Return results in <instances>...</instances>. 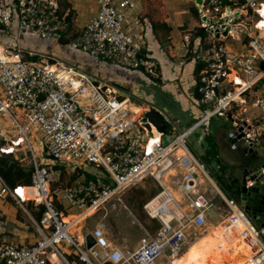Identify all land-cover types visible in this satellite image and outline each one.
I'll return each instance as SVG.
<instances>
[{"label":"built area","instance_id":"2783aa9c","mask_svg":"<svg viewBox=\"0 0 264 264\" xmlns=\"http://www.w3.org/2000/svg\"><path fill=\"white\" fill-rule=\"evenodd\" d=\"M115 1L99 0L98 15L77 41L66 46L91 60L154 74L155 64L125 31L135 2L121 0L117 6ZM201 5L202 16L227 21L229 26L235 23L234 12L238 9L252 11L259 21L240 49L214 37L197 40L195 58L204 65L197 88L203 117L187 129L171 122L168 134L172 140L166 143L164 134L150 124L159 134V140L154 139L143 121L145 112L138 116L129 98L120 99L95 75L77 65L50 60L41 64V60L31 59L42 57L41 50L24 49L20 37L29 39L27 43H60L62 35L70 36V21L61 12L60 0L0 3V31L13 23L17 26L16 42L6 41L5 46H0V156L26 149L34 169L31 185L16 189L0 176V197H11L23 208L29 201L46 207L36 243L0 239V264H157L168 252L173 257L181 255L188 230L205 226L208 212L202 196H192L197 187L193 166L198 165V159L186 139L200 127L209 129L214 117L228 121L233 118L234 124L243 128L245 143L264 149V96L248 93L264 79V0H203ZM225 24L214 26L212 22L206 27L215 30ZM134 124L145 132L140 145L129 136ZM32 135L44 146L45 159L38 156ZM10 149L12 152H8ZM180 149H186L185 153L179 155ZM19 156H25V152ZM58 164L74 165L75 171L88 170L95 179L62 185L63 169L53 168ZM177 168L185 169L179 185L185 202L168 186V179L175 176ZM148 177L162 188L143 207L146 215L159 223L156 231L147 230L138 248L125 250L110 241L106 224L100 222L91 232L96 244L87 249V233L76 235L77 230L73 231L72 222L66 219L72 215L69 211H80L78 215H82L94 210V214L105 209L122 190ZM19 189H25L26 195H21ZM227 203L234 209V222L245 226L243 239L254 254L264 255L262 231L233 200L228 199ZM63 245L74 249L68 252ZM72 256L74 260L70 262Z\"/></svg>","mask_w":264,"mask_h":264},{"label":"crops","instance_id":"0c3cea01","mask_svg":"<svg viewBox=\"0 0 264 264\" xmlns=\"http://www.w3.org/2000/svg\"><path fill=\"white\" fill-rule=\"evenodd\" d=\"M132 1L136 6L128 15L125 31L136 39L142 53L148 55L155 64L154 74L143 70L130 71L105 60H91L87 56L71 51L69 47L59 42L35 41L39 45L34 46H37L39 50L44 49L51 55L50 58L54 57L58 63L77 65L84 71L95 75L100 83L115 91L120 99L129 98L138 116L151 106L160 108L164 112L160 106L161 103L166 104L170 109L181 111L183 114L188 113L190 121L185 128L187 129L203 117V108L199 105V93L197 94L199 81L196 69L200 64L195 58L194 47L197 40L206 41L214 37L227 45L230 40V43L237 46L231 47L240 49L242 42H246L247 36L255 30L254 27L259 21V17L250 10L238 9L234 12L237 16L235 23L229 26L227 21H219L211 16L208 18L202 16V5L197 4L194 0ZM13 2L14 0H0V3ZM115 2L119 6L121 0ZM60 5L62 14L67 15V19L70 21L71 33L69 37L75 36L77 40L86 25L98 15L100 8L99 0H60ZM211 20L214 26L225 22L226 26L221 28V31L229 29L228 35H221L220 38H217L216 34L210 31L212 29L206 27V25H212V22H209ZM13 26L12 24L9 29L0 31V40L3 42V45L0 44V46H5L6 41L16 42L17 33L13 30ZM200 28L207 32L205 38L199 34ZM6 36H11V38L8 39ZM20 40H22L24 49L32 48L33 42L27 43L29 39L25 41L20 37ZM256 87L248 93L253 96H263ZM158 94H162L164 99H157L156 95ZM162 107L165 106L162 105ZM255 111L259 112L257 109ZM165 113L167 112L165 111ZM167 117L170 123L173 122L168 115ZM218 118L212 119L209 129L200 127L190 135L193 136L199 147H202V161L193 153L198 159V165L196 163L193 166V170L196 171L197 187L193 190L192 196L193 198L202 196L201 202L208 212L207 222L201 228L188 230V241L181 255L173 257L170 252L164 255L169 264H241L243 261L241 258L238 259L237 253L239 252L241 256L243 252L239 248V244L244 247L248 244L242 238L245 226L241 222H234L235 212L228 205V198L218 186L217 170L206 162L209 156L206 135L211 132L216 139L217 132L230 124L226 118ZM0 143L2 142L0 141ZM257 149L264 158V149L261 147ZM23 151L25 154L28 152L26 149H17L15 152L17 158H20L19 152ZM182 152L180 149L179 155H182ZM22 158L21 162L23 163L26 158L25 160ZM184 173L185 169L177 168L173 172L175 176L168 179V186L183 202L186 197L179 185ZM21 191L26 195V190ZM34 206L36 205L34 204ZM25 216L29 217L27 223L24 222ZM39 226L43 227L35 220L27 203L23 208L11 197L7 199L0 197V239L28 245V243L36 241L37 237L34 231L39 233ZM145 230L147 231V229ZM149 231L153 233L152 230L149 229ZM229 235L233 238H229ZM194 244H200L199 251L203 253L205 261H195L190 258V250ZM253 255L256 260L254 264H264V255L260 253ZM220 257H226V259Z\"/></svg>","mask_w":264,"mask_h":264},{"label":"rangeland","instance_id":"374dc122","mask_svg":"<svg viewBox=\"0 0 264 264\" xmlns=\"http://www.w3.org/2000/svg\"><path fill=\"white\" fill-rule=\"evenodd\" d=\"M6 38L9 39L11 38V36L10 37L6 36ZM0 44L3 45V42L1 40H0ZM32 44L31 45L33 49L38 48L37 46H34L35 42H33ZM228 45L237 47L236 45H233L232 43H230V40L228 41ZM40 55H43L42 57L39 56L38 58L39 61L41 60L40 61L41 64H44L46 62L49 63V60L50 62L52 60L56 61L54 57L49 58V53L46 52L44 49H41ZM259 69L260 67H257V71ZM243 78H247V77L243 76ZM256 89H258L260 93L264 96V79L262 82L258 84ZM156 98L157 99L159 98L160 100L164 99L162 97V94L156 95ZM142 102H146V101H142ZM142 104H145V103H142ZM162 105L165 106L166 108L162 107ZM160 106L161 108H163L164 113L165 111L167 112L166 114L173 121V123L175 122L177 126L183 129L187 127V124L190 121V116L188 113L183 114L181 111H178L176 109H170L169 107H167L166 104L161 103ZM225 123L228 124L227 122ZM129 136H130V139L135 144L140 145L144 141L145 132L142 129H140L136 124H134V126L131 128V132ZM31 141L34 147L36 148V152L38 156L41 159H45L46 153L44 152V146L42 145L40 140L32 135ZM186 142H187V146L191 149V151L199 158L200 161H202V155H201L202 147H199L198 143H196L193 136H190L186 140ZM204 148H206L205 145H204ZM19 154L21 155L22 152L21 153L19 152ZM23 157L24 158L20 156V158L18 159L22 161L21 158L23 160H25L26 158L25 162L23 163L26 165V167H31L30 153L27 152V154H25V156ZM65 168L67 171H66V175L63 177L64 179H62V185L71 184L70 181H71L72 175L80 174L79 169L75 171L76 168L74 165H70V166L65 165ZM82 180L83 178L80 179V181ZM58 185H55V186H58ZM152 187H153V191H152ZM158 190L159 188L156 186V184L154 185V181L151 177L144 179L142 182H139L134 186H130L122 190L117 196H115L112 200H110L106 204L105 209L99 210L95 212L94 214H92L91 216L87 217L86 219H83L78 228H77V225H78L77 224L74 230V231L77 230L76 235L79 236L85 233L92 232L95 229L97 224H99L100 222H104L107 227V235L110 241L114 245L122 249H125V250L138 248L141 244V240L146 237L145 229L147 230L150 229L154 232L159 226V223L151 220L145 214L142 208L143 203L147 202ZM69 212L72 213V215H78L80 213V211H76V210H71ZM28 218H29L28 216L24 217L25 223H27ZM39 234H38V238H39ZM63 248L67 250L68 252L74 249L71 246L68 248L67 245H63ZM88 254L92 257L90 252H88ZM166 259H167L166 256L163 255L157 260V264H169L168 260ZM68 260L71 262L70 258ZM61 264H64V262L61 261Z\"/></svg>","mask_w":264,"mask_h":264},{"label":"water","instance_id":"95a60500","mask_svg":"<svg viewBox=\"0 0 264 264\" xmlns=\"http://www.w3.org/2000/svg\"><path fill=\"white\" fill-rule=\"evenodd\" d=\"M194 1L203 4V0ZM210 31L220 38L221 35L227 36L229 29L222 32L218 27ZM143 121L149 130L150 124H153L162 132L166 143L172 140L168 134L171 128L169 119L160 108L149 107L143 115ZM229 123L217 132V156L209 153L206 162L216 168L217 183L225 197L233 200L247 214L256 228L262 231L261 236L264 239V158L258 147L245 143L243 128L234 124L233 118ZM86 242L87 249L96 244L92 233L86 235Z\"/></svg>","mask_w":264,"mask_h":264},{"label":"trees","instance_id":"16d2710c","mask_svg":"<svg viewBox=\"0 0 264 264\" xmlns=\"http://www.w3.org/2000/svg\"><path fill=\"white\" fill-rule=\"evenodd\" d=\"M13 30H15V32L17 33V26L16 23H13ZM69 32H71V28H69ZM199 34L205 38L207 35V32L203 29L200 28L199 29ZM77 40V38L75 36H71L66 38L65 35H62L60 38V44L63 45H68L69 43H73ZM39 56H35L32 57L31 59L33 60H38ZM56 61L52 60L51 63H55ZM204 65L199 64L196 72H197V77H198V81L200 79V72L202 71ZM198 94V92H197ZM198 97H200V95L198 94ZM206 141L208 142L209 146H208V153H213L214 156L216 157L218 154V146L216 144V139H215V135L211 132H209L206 137H205ZM3 143H0V147ZM53 168H59V169H63V177L66 175V168L64 165H55L53 166ZM80 170V174L79 175H72L71 184H77L80 182H87L90 181L92 179H95V175L88 171V170H84V169H79ZM33 171L34 169L31 167H26V165H24L17 157L16 154L13 153H9V154H2L0 157V176L5 180V182L12 188V189H16L18 187H22V186H29L32 183V176H33ZM62 177V179H64ZM82 181H80V179H82ZM154 181V185L156 184V186L159 188V190L151 197L153 198L154 196H156L160 191H161V186L153 179ZM152 191H153V187H152ZM151 191V192H152ZM150 192V193H151ZM150 195V194H149ZM150 198V199H151ZM149 199V200H150ZM148 200V201H149ZM146 203V202H145ZM142 208L144 207V204ZM27 207L30 209V211L32 212L35 220L39 223L42 224L45 216H46V207L44 205H39V206H34L33 202H27ZM59 208H62V206H59ZM144 210V209H143ZM19 212H21V210H19ZM146 214V213H145ZM34 233L36 234V241L33 243H36L39 239H40V234L37 231H34ZM38 234H39V238H38ZM28 244H32V243H28ZM70 259H73V257H70Z\"/></svg>","mask_w":264,"mask_h":264},{"label":"bare ground","instance_id":"6f19581e","mask_svg":"<svg viewBox=\"0 0 264 264\" xmlns=\"http://www.w3.org/2000/svg\"><path fill=\"white\" fill-rule=\"evenodd\" d=\"M264 8V7H263ZM263 12H264V9H263ZM261 25H264V21L261 23ZM151 131H152V134H153V136H154V139H156V140H159V134L158 133H156V130L152 127L151 129H150ZM183 152L182 153H185V150L184 149H181ZM8 152H12V149H10V150H8ZM21 190H25V189H19V192L21 193V195H24L23 193H22V191ZM29 190H31V189H29ZM93 212H94V210H90V211H88L87 213H85V214H82V215H78V216H75V215H73V216H67L68 217V219H67V217H66V219L67 220H69V221H71L72 222V225H73V231L75 230V227H76V225L77 224H79L80 222H82V220L84 219V218H86L87 216H90V215H92L93 214ZM243 229V228H242ZM240 230V229H239ZM240 236V235H239ZM231 236L229 235V238H230ZM231 238H233V237H231ZM242 238H243V235H242ZM243 240H245V239H243ZM245 242H246V240H245ZM199 245L200 244H194L191 248V259H193V260H195V261H205L204 259V257H203V253L202 252H200L199 250H200V248H199ZM239 246V248H241L242 250H243V252L241 253V256H240V253L238 252L237 253V255H238V259L239 258H241L243 261H241V264H254V262L256 261L255 260V258H253L254 257V253H253V251L251 250V247L247 244L245 247L243 246V245H241V244H239L238 245ZM245 249V250H244ZM253 255V256H252ZM193 257V258H192ZM195 258V259H194ZM198 260H197V259ZM221 259H226V257H220ZM192 261V260H191ZM178 263V262H177Z\"/></svg>","mask_w":264,"mask_h":264},{"label":"clouds","instance_id":"9594fccd","mask_svg":"<svg viewBox=\"0 0 264 264\" xmlns=\"http://www.w3.org/2000/svg\"><path fill=\"white\" fill-rule=\"evenodd\" d=\"M89 233H91V232H89ZM88 234V233H87Z\"/></svg>","mask_w":264,"mask_h":264},{"label":"flooded vegetation","instance_id":"af4514ba","mask_svg":"<svg viewBox=\"0 0 264 264\" xmlns=\"http://www.w3.org/2000/svg\"><path fill=\"white\" fill-rule=\"evenodd\" d=\"M229 123V122H228Z\"/></svg>","mask_w":264,"mask_h":264}]
</instances>
